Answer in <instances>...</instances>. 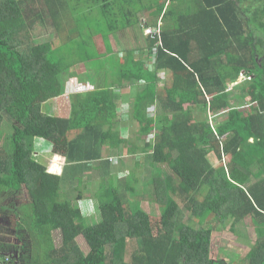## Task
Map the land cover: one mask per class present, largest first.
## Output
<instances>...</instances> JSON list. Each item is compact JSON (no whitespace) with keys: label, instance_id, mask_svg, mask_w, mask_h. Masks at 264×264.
Instances as JSON below:
<instances>
[{"label":"trees","instance_id":"trees-1","mask_svg":"<svg viewBox=\"0 0 264 264\" xmlns=\"http://www.w3.org/2000/svg\"><path fill=\"white\" fill-rule=\"evenodd\" d=\"M197 1L194 12L171 18L172 30L157 31L159 25L148 27L138 16L142 0H0V129L4 120L12 129L9 146L0 148V188L15 195L24 189L31 210L28 227L14 231L21 254L6 245L0 264H226L211 257L212 235L226 225L233 231L248 216L258 236L245 261L264 264V0ZM159 5L152 17L162 13ZM27 13L36 15L29 19ZM173 14L165 10L162 21ZM135 26L141 33L151 29L148 35L143 31L145 47L115 54L110 37ZM75 64L93 70L117 66L121 81L146 80L134 119L138 136L156 130L153 145L141 148L113 130L117 111L109 89L74 98L68 118L41 111L43 103L63 94ZM241 72L250 80L227 90ZM166 75L162 97L156 89ZM153 104L156 114L150 118ZM208 111L218 114L212 125ZM36 138L66 159L60 175L37 160ZM125 144L127 156L147 153L151 166L168 169L156 167L149 181L160 208L157 221L133 202L134 162L124 176L116 175V185H90L84 198H71V187L61 190L62 181L90 180L91 172L99 175L90 181L110 177L102 163L111 164L109 152ZM210 220L213 227H207ZM56 231L59 247L53 243Z\"/></svg>","mask_w":264,"mask_h":264},{"label":"rangeland","instance_id":"rangeland-1","mask_svg":"<svg viewBox=\"0 0 264 264\" xmlns=\"http://www.w3.org/2000/svg\"><path fill=\"white\" fill-rule=\"evenodd\" d=\"M36 15V13H27L26 17L29 19H33V17ZM93 23H97V20L94 19ZM111 42L114 47H116V41L111 36ZM95 44L99 47V49L103 50L102 41L99 37L94 38ZM142 42H140L141 46ZM83 66L85 64H75L72 68L73 71H80L83 69ZM161 77V76H160ZM163 78V77H162ZM168 79V77L164 78L163 80ZM248 80L241 79L238 84H241L242 82H245ZM161 82V81H160ZM160 88H163L164 85L160 84ZM162 91V89L160 90ZM47 110H50V107L46 108ZM153 112L154 109L150 108ZM52 112H56V108L51 109ZM47 112V111H46ZM12 134V129L10 124L7 122V120H4L1 124L0 129V148L6 149L9 146L10 143V137ZM153 134L146 138L145 140H153L152 138ZM43 145H47L45 140L40 141ZM36 147V143L35 146ZM40 148V147H39ZM40 152L44 153V150L40 149ZM107 155V154H106ZM109 158H115L113 153L108 154ZM117 157H122L120 160H118V165H112V164H104L102 169H105L106 171L110 172L111 176L106 177L104 176V179L101 181L98 180L90 181L91 179H96L99 174H96L94 172H91L87 174L88 178L90 180H81L80 182L75 181H62L61 183V190H63V186H67V188L71 187V198H74L78 193L83 195L82 198L86 197V193L90 190V185H95L96 188L103 186V185H111L112 182L114 185L117 184L118 181H116L117 176H122L124 173V170L127 167H130L131 164L137 163V169L135 172V178L138 180V183L135 184V188L137 191L136 196L133 202H137L140 204V207L150 214L152 217V220H156L159 218L160 215V208L154 201V192L152 184L149 183V181H153V175L155 174V168L159 167L164 173L168 171L166 167H163L161 165L154 164L151 166L150 161L148 159L149 156H141L139 157V161L136 162L131 157L119 156L115 155ZM42 157H39L37 160L39 162L45 163L44 159ZM132 159L134 161H132ZM209 161L216 167L219 165L217 159L214 156L208 157ZM129 162V164H127ZM63 164V163H61ZM60 165V164H59ZM50 173L55 174V172L51 171ZM117 175V176H116ZM124 176V175H123ZM129 179H126L124 181L125 184L129 183ZM96 183V184H95ZM70 184V185H69ZM112 184V185H113ZM130 185V184H129ZM132 186H134L132 184ZM0 206L3 209L0 210V245H3V248H0V255L4 253V250L6 251V245L12 246V250L15 252V254H21V247L22 244L20 243V240L14 233L16 226L21 227L23 229L27 228L28 226V220L31 219V216H29V212L31 215V210L29 206V200L28 196L24 189H22L21 193L18 195L13 194L12 191L10 193L3 192V188H0ZM8 191V190H7ZM205 194V191L202 193ZM132 200V199H131ZM97 205V202H93V205ZM18 205L21 207H18ZM5 206H7V209H5ZM5 209V210H4ZM18 211L17 217L11 215V213H7L9 210H16ZM84 212V211H83ZM26 217H25V215ZM187 214V213H186ZM29 218H28V217ZM8 217V218H6ZM20 220V221H19ZM210 223V224H209ZM207 224V227H213L215 223L210 220ZM6 224V225H3ZM21 225V226H20ZM193 227H196L195 224H192ZM203 227H206L203 226ZM257 227L256 224L253 221V218L251 217H245L242 221H239L235 224L234 230L231 231L229 226L226 225L224 228H222L219 231H216L212 235V246H211V257L214 260H223L226 262V264H247V261H245V257L247 253L251 250L253 245L255 244V240L257 239L258 233L256 231ZM264 230V227H262ZM24 238H28L31 240L33 237L32 235L25 233V236L22 235ZM54 245L56 247H59L61 244V238L59 232H55L53 236ZM79 245L82 248V251L85 253L87 252V246L85 245V242L83 239H79ZM18 251V252H17ZM11 253V252H10ZM8 256V255H7ZM126 259H129V253L127 252ZM22 264V263H21Z\"/></svg>","mask_w":264,"mask_h":264},{"label":"crops","instance_id":"crops-1","mask_svg":"<svg viewBox=\"0 0 264 264\" xmlns=\"http://www.w3.org/2000/svg\"><path fill=\"white\" fill-rule=\"evenodd\" d=\"M164 1H165L164 6L159 5V4H163ZM169 2L170 0H160L159 4L154 5L153 0H142L141 3L144 4L145 8L141 9L138 16H140L142 19L147 20L148 27L155 28L153 24L156 23L157 25L160 24L161 27L165 26V28L169 26V28L172 30L173 26H172V21H170L171 18H173L176 14L178 15L180 11H184V12L193 11L194 12L195 10L198 9L197 0H180L179 2H172L171 5H169ZM158 5H159V10H162V13L160 15L157 14V16L152 17L150 12L158 10ZM148 7H150V10L147 9ZM167 9H171L172 11H174L175 14H173L171 17H168L167 22H163L162 16H163L164 11ZM129 10L132 11V9H129ZM127 31L126 33L124 32V36L121 34H116L115 36H112L113 39H115L116 44H118L116 45V47L112 45L111 38L109 39L112 50L114 51L115 54L118 53L119 56L122 55L123 51L125 52L126 50L134 51L135 47L140 48V49L145 47V44L143 43L144 41L143 31L141 33V31L139 30L137 26ZM130 34L131 36L136 35L134 37L135 41H133V44L131 45H126L125 41L127 42L132 41L128 39L129 38L128 36ZM34 40L36 44L37 42H39L38 39H34ZM140 42H142L141 46H140ZM137 44L139 46H136ZM142 53L144 54V52L139 51L137 53V56L140 57ZM109 57L110 56H107V58ZM115 62H116V59H115ZM144 67L146 70L152 72V66L150 65V63H147L146 60L144 61ZM119 70H120L119 67L112 66V65L109 66L108 64H106L105 66L102 65V67L98 68L97 70H93L92 67H86V66H83V69L80 70L79 72L71 70L70 73L72 75L66 76L67 78H64L65 85H64L63 94L57 98L51 99L43 103L41 105V111L44 114L52 116V117L68 118L70 116V111H71V101L74 98L76 99L77 97H80V95L82 96L88 93H92L94 91L109 89L112 92H114L113 101L115 103V107L117 111V116L114 118V121L117 124H115L113 130L115 132H118V134L120 135L122 139H125V140L127 139L131 143L132 142L136 143L137 145H140L141 148H143L144 147L143 141L146 139L145 137L146 135L142 137L138 136L139 126L136 120L134 119V112H135L134 102L136 98L138 97V94L145 91L144 89H146L147 83L145 79L144 80L141 79L139 81L136 79L129 80V81H121L119 80V76L121 73ZM244 76H247V75L244 74ZM166 78H167V75H166ZM163 79L158 84L157 89H156V92H158V94L160 95L162 93V91L160 90L161 89L163 90V88H160L161 87L160 84L164 86L167 85V83L165 84ZM233 85L234 84H228L227 90H229ZM210 100L211 98L206 96V101L209 102ZM47 107H50L51 109L56 108L57 111L52 112L51 109L47 110L46 109ZM155 107H156V104L150 105L148 109V113L150 114V108L154 109ZM243 108L244 107H241L240 109H243ZM155 114H156V110L154 109V115ZM217 115H214L213 112L208 111V120H209L210 125L213 124L215 120L214 118ZM153 131L156 132V130H153ZM42 140L44 139H40V138L34 139V146L36 143V147H34L35 152L38 155H40L42 159L45 158L44 161L46 162L45 163L42 162V163L45 164V166L48 169V172L53 171L55 172V174L60 175L67 166L66 159L62 156L53 154L52 145L46 141L47 145L45 146L40 142ZM123 146L126 149H124V147H119V149L113 152H109L108 150H106V152L114 154L115 158L111 162L112 165H118V160L122 158V157H117L115 155L124 156V158L128 157L127 156V146L128 145L125 144ZM40 149L44 150V153L40 152ZM141 156H144V155L143 154L138 155V156L129 155V157H133L134 160L135 158H137L138 160H135L136 162L139 161L138 157H141ZM59 159H61V162H59L60 165H58V162H57L59 161ZM133 159L132 161H134ZM127 164H129V162ZM54 166H55V170H52Z\"/></svg>","mask_w":264,"mask_h":264},{"label":"clouds","instance_id":"clouds-1","mask_svg":"<svg viewBox=\"0 0 264 264\" xmlns=\"http://www.w3.org/2000/svg\"><path fill=\"white\" fill-rule=\"evenodd\" d=\"M158 25H159V27H158L157 31H159V29L161 28V25H160V24H158ZM143 31H144V34H146V35H148V34L151 33V29H150V28H143ZM241 74H243V75H241ZM242 76H244V73H240V75L238 76V80H239V81H240L241 79H243V80H248V79L243 78ZM245 77H247V76H245ZM249 80H250V79H249ZM239 81L236 82V83H234V85L237 84V83H239ZM150 114H151V115L149 116L150 118L154 116V111L152 112L151 109H150ZM152 114H153V115H152ZM263 114H264V113H263ZM152 134H153V136H152L153 140H146V141L144 140L143 143L153 145V144H154V140H155V136H156V132L152 131L150 134H148V135L145 136V137L148 138V137H150ZM126 140H127V139H126ZM33 143H34V140H33ZM109 161L112 162V161H113V158H110ZM47 172H48V169H47ZM48 173H50V172H48ZM52 174H53V173H52Z\"/></svg>","mask_w":264,"mask_h":264},{"label":"built area","instance_id":"built-area-1","mask_svg":"<svg viewBox=\"0 0 264 264\" xmlns=\"http://www.w3.org/2000/svg\"><path fill=\"white\" fill-rule=\"evenodd\" d=\"M241 75H243V74H241ZM242 77L245 78V79H248V80L250 79L249 77H245V76H242Z\"/></svg>","mask_w":264,"mask_h":264}]
</instances>
